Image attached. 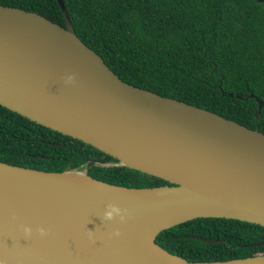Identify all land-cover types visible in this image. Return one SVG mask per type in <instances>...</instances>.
Masks as SVG:
<instances>
[{
  "label": "water",
  "instance_id": "obj_1",
  "mask_svg": "<svg viewBox=\"0 0 264 264\" xmlns=\"http://www.w3.org/2000/svg\"><path fill=\"white\" fill-rule=\"evenodd\" d=\"M55 1L63 26L0 5V106L116 163L46 172L0 162V260L264 264V255L188 262L154 242L161 231L196 218L264 228V135L121 81L76 37L61 0ZM68 74L76 76L74 84L65 83ZM255 101L254 117L262 107ZM93 165L126 167L167 185H111L88 176ZM108 204L126 209V221L103 220ZM22 226L32 228L30 238ZM40 227L48 231L44 238Z\"/></svg>",
  "mask_w": 264,
  "mask_h": 264
},
{
  "label": "trees",
  "instance_id": "obj_2",
  "mask_svg": "<svg viewBox=\"0 0 264 264\" xmlns=\"http://www.w3.org/2000/svg\"><path fill=\"white\" fill-rule=\"evenodd\" d=\"M76 37L121 81L181 101L264 135V0H61ZM63 26L55 0H0ZM256 100L262 103L256 117ZM116 163L78 140L0 106V162L46 172ZM88 176L111 185L166 182L126 167L93 165ZM195 238L211 240L205 243ZM154 242L188 262L264 255V228L196 218Z\"/></svg>",
  "mask_w": 264,
  "mask_h": 264
},
{
  "label": "clouds",
  "instance_id": "obj_3",
  "mask_svg": "<svg viewBox=\"0 0 264 264\" xmlns=\"http://www.w3.org/2000/svg\"><path fill=\"white\" fill-rule=\"evenodd\" d=\"M75 80H76V76L74 74H68L65 77V83H68V84H74ZM117 217L119 218L121 223L125 222L127 219V210L122 209L121 207L114 205V204L105 205L103 220L113 221ZM22 231L26 238H30L33 235V230L31 227L22 226ZM36 232L41 238H44L48 235V231L44 227H40L36 229ZM112 235L114 237H119L121 233L119 230H116L112 233ZM0 264H8V262L7 260H0Z\"/></svg>",
  "mask_w": 264,
  "mask_h": 264
}]
</instances>
